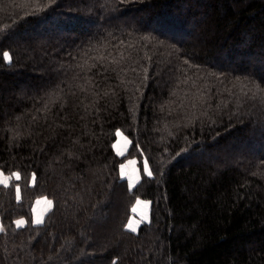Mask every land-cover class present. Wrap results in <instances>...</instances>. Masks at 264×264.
<instances>
[{
    "label": "trees",
    "instance_id": "obj_1",
    "mask_svg": "<svg viewBox=\"0 0 264 264\" xmlns=\"http://www.w3.org/2000/svg\"><path fill=\"white\" fill-rule=\"evenodd\" d=\"M0 170V264H264V0H0Z\"/></svg>",
    "mask_w": 264,
    "mask_h": 264
},
{
    "label": "snow or ice",
    "instance_id": "obj_2",
    "mask_svg": "<svg viewBox=\"0 0 264 264\" xmlns=\"http://www.w3.org/2000/svg\"><path fill=\"white\" fill-rule=\"evenodd\" d=\"M53 2H54V0H53ZM129 47H131V45H129ZM3 55H4L5 59L8 58V53L7 52H5ZM121 55L123 56V53ZM97 59L103 60V59H106V58L105 57H98ZM113 62L114 63L116 62L115 59L113 60ZM185 63H187V61H185ZM91 67H95V65H92ZM116 135L117 136H121L122 133L119 130H117ZM125 143L126 144L129 143L127 141L126 137H125ZM112 147L116 150V154L118 156H124L125 155V149L120 146L119 142L114 143L112 145ZM136 163H137L136 160H128V162L126 164H124V163L120 164L121 176H122V178H126L127 179L128 183H129V187H132L135 183L139 182V176H137L135 174V170H133V172L126 171V169H128L130 166L136 165ZM143 169H144V172L147 174V176H149V177L152 176V172L149 170V162H148V160L144 161ZM0 175H3V174L0 173ZM12 175L15 177L16 180H20L21 179L19 172L13 173ZM33 178L35 179V177H33ZM9 179H10V177L4 176V178L2 180H0V184H4L6 186L8 184ZM16 193H17V198L19 199L20 188L18 186L16 187ZM37 203L39 204L40 201L38 200ZM46 203L51 205L53 202L51 200H46ZM136 204H137V206L143 204L145 208L147 207V202L140 201L139 199L136 201ZM132 211L135 212L136 208H133ZM145 218H146V213L142 212L141 213V220H143ZM42 222H43L42 219L39 218V217H37L36 220H35V223L37 225L41 224ZM139 222L140 221L129 220L128 223L126 224V228L129 229L131 232H136L137 231L136 225ZM15 223H16L17 227H20L21 225H23L25 223V221L24 220H16ZM2 231H3V228H0V232H2Z\"/></svg>",
    "mask_w": 264,
    "mask_h": 264
},
{
    "label": "rangeland",
    "instance_id": "obj_3",
    "mask_svg": "<svg viewBox=\"0 0 264 264\" xmlns=\"http://www.w3.org/2000/svg\"><path fill=\"white\" fill-rule=\"evenodd\" d=\"M8 53V52H7ZM7 60H10V55H9V53H8V58H7ZM121 133H122V135L121 136H117V138H119V141H122L123 142V139H125V137L126 138H128V141H130V143H131V140H130V138L126 135V133L123 131V130H119ZM117 138H116V140H117ZM115 140V141H116ZM115 143V142H114ZM129 158H132V157H129ZM127 160H129L128 158L127 159H125L123 162H126ZM134 160H136L137 161V159L136 158H134ZM122 162V163H123ZM137 163H138V161H137ZM136 163V164H137ZM136 168H137V172H138V174H139V170L140 169H138L139 168V166L137 167V165H136ZM151 171V170H150ZM0 173H2L3 175H0V180H2L3 178H4V176H8V175H6V174H4V172L2 171V170H0ZM120 174H121V171H120ZM8 177H10V176H8ZM140 177H141V172H140ZM140 177H139V180H140ZM9 181H10V179H9ZM9 181H8V183H9ZM137 183H135L134 184V186L136 185ZM133 187V186H132ZM139 200H144L143 202H147V207L145 208L144 207V205L143 204H141V205H139V206H137V204L135 205V207L134 208H136V211L135 212H133V215L131 216V220H133V221H140V222H143V221H149L150 220V214H151V201L150 200H148V199H143V198H138ZM138 199H136V201L138 200ZM40 201V203L38 204L37 203V201ZM46 200H51L50 198H48L47 196H40V197H38L36 200H35V202H34V205H33V208H32V212H33V216H32V220H33V222L35 223V220H36V218L37 217H39V218H41L42 219V221H44V218H45V216L47 215V213L50 211V209L52 208V206H53V203L51 204V205H49V204H47L46 203ZM52 201V200H51ZM53 202V201H52ZM136 203V202H135ZM142 212H144V213H146V218L145 219H143V220H141V213ZM17 220H24L25 221V223H24V225L27 223L26 221V218H24V217H20V218H18ZM0 224H1V221H0ZM36 224V223H35ZM24 225H21V226H24ZM0 228H2L1 226H0ZM139 229V228H138ZM137 229V230H138Z\"/></svg>",
    "mask_w": 264,
    "mask_h": 264
},
{
    "label": "crops",
    "instance_id": "obj_4",
    "mask_svg": "<svg viewBox=\"0 0 264 264\" xmlns=\"http://www.w3.org/2000/svg\"><path fill=\"white\" fill-rule=\"evenodd\" d=\"M127 141H128V138H127ZM117 142H119V144H120V146L122 147V148H124L125 149V154L127 153V151H128V149H129V147H130V141H128L129 143H125V139H123V142L122 141H119V138H117V140L115 141V143H117ZM116 151V150H115ZM129 160H134V158H128ZM128 162V160L126 161V162H123L124 164H126ZM137 165V167H138V163L136 164ZM136 165H134V166H130L128 169H126V171H128V172H133V170H135V174L137 175V176H139L140 177V170H139V174H138V172H137V168H136ZM139 169V168H138ZM126 179V178H125ZM134 186V185H133ZM140 201H144V200H140ZM135 205H136V203L134 204V206H133V208L135 207ZM130 220H131V218H130ZM143 222H147V221H143ZM143 222H139L137 225H136V227H137V229L140 227V225L143 223ZM24 225V224H23ZM0 226H1V224H0Z\"/></svg>",
    "mask_w": 264,
    "mask_h": 264
}]
</instances>
